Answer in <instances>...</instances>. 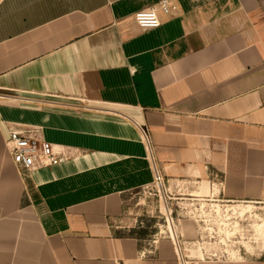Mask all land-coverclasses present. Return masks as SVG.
Segmentation results:
<instances>
[{
  "label": "crops",
  "instance_id": "1",
  "mask_svg": "<svg viewBox=\"0 0 264 264\" xmlns=\"http://www.w3.org/2000/svg\"><path fill=\"white\" fill-rule=\"evenodd\" d=\"M158 1L0 0V264H180L170 239L121 227L123 194L153 178L138 126L172 204L213 185L264 201V0H170L139 28ZM11 124L41 127L62 160L24 176Z\"/></svg>",
  "mask_w": 264,
  "mask_h": 264
},
{
  "label": "rangeland",
  "instance_id": "2",
  "mask_svg": "<svg viewBox=\"0 0 264 264\" xmlns=\"http://www.w3.org/2000/svg\"><path fill=\"white\" fill-rule=\"evenodd\" d=\"M205 185L207 186L208 183ZM215 187L216 185H213L211 195H197L203 198L199 204L203 219H205V223L199 225L185 215L191 210L187 204L174 205L173 200L168 199V208L173 210V218L180 234V219H189L193 223L195 236L191 240H185L191 243L184 244L186 251L190 250L187 253L190 256L196 254L194 260L203 257L200 261L207 262L256 259L264 252V230L262 231L261 228L264 225V201L225 199L219 196L217 191H213ZM163 196L165 194L159 193L158 188L153 184L123 194L124 214L121 222L132 224L137 214L143 218L153 214L155 218L149 217V219L158 220V225H162L160 223L163 222L162 218L167 211ZM183 207L185 209L181 210ZM183 211L186 213L184 214ZM184 226L186 236H189L188 224ZM157 229H152V231L155 232ZM199 233L203 240L198 248L197 243L193 246L192 242L196 241ZM181 238L184 239L182 235ZM197 248L203 252V255L199 251L195 252Z\"/></svg>",
  "mask_w": 264,
  "mask_h": 264
},
{
  "label": "built area",
  "instance_id": "3",
  "mask_svg": "<svg viewBox=\"0 0 264 264\" xmlns=\"http://www.w3.org/2000/svg\"><path fill=\"white\" fill-rule=\"evenodd\" d=\"M159 12H163L165 14H175L177 13V8L170 2V0H159L156 4L135 12L133 18L139 28L143 30L152 29L158 27L161 23L158 15ZM138 127L141 139L149 152L150 162L153 170V178L151 184L155 185L158 188L159 193L162 192L167 197L166 198L165 196H163L167 213L162 218L163 222L160 223L162 225H158V220H155L153 223L150 224L148 223L147 219H149V217L155 218L153 214L148 215V217H146L145 219H141V215L137 214L133 218L132 224L122 223L121 227L126 229L132 227H144L152 229L158 228L157 231L152 232L151 242L155 243L159 238L170 239L176 248V255L180 264H187L188 257L183 254L185 241H183V239L181 238V234L177 230L176 222L173 218V210H169L168 208V199H172L171 197H169V195L165 193V185L167 180L159 170L157 164L155 163L152 157L150 137L147 127ZM6 145L12 156L13 163L21 170L24 176H29V174L33 170L39 167L50 166L62 160V158L53 151L51 143L42 138L41 127L36 125L11 124L8 127ZM212 178L215 179L216 183L222 184L221 177L218 173H213ZM149 185L143 187H147ZM201 197L202 196L189 195V197L187 198H182L183 202L180 203H185L188 207L191 208V210L188 211V214H185V211H183V213L185 215H188L189 218L193 219V222L197 225L205 223V219H203L204 216H202V213L200 211L201 206L199 204V201L203 199ZM185 200L186 202H184ZM183 209H185V207H183L181 210ZM202 238V235L199 233L197 235L196 241L192 242L193 246H196L195 244L197 243V247L199 248V245L203 240ZM200 253L201 255H203V252ZM202 258L203 257L199 259Z\"/></svg>",
  "mask_w": 264,
  "mask_h": 264
},
{
  "label": "bare ground",
  "instance_id": "4",
  "mask_svg": "<svg viewBox=\"0 0 264 264\" xmlns=\"http://www.w3.org/2000/svg\"><path fill=\"white\" fill-rule=\"evenodd\" d=\"M261 228H262V231H263V230H264V225H262V227H261ZM263 232H264V231H263Z\"/></svg>",
  "mask_w": 264,
  "mask_h": 264
}]
</instances>
